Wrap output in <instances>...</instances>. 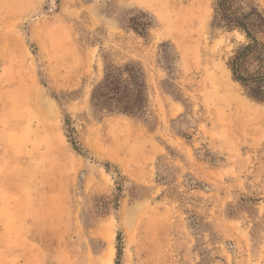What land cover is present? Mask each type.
I'll return each instance as SVG.
<instances>
[{
	"label": "rangeland",
	"instance_id": "1",
	"mask_svg": "<svg viewBox=\"0 0 264 264\" xmlns=\"http://www.w3.org/2000/svg\"><path fill=\"white\" fill-rule=\"evenodd\" d=\"M212 2L0 0V264H264V104ZM124 65L139 116L93 101Z\"/></svg>",
	"mask_w": 264,
	"mask_h": 264
},
{
	"label": "trees",
	"instance_id": "2",
	"mask_svg": "<svg viewBox=\"0 0 264 264\" xmlns=\"http://www.w3.org/2000/svg\"><path fill=\"white\" fill-rule=\"evenodd\" d=\"M211 11L210 30L225 40L230 37L232 49L224 52L223 60L232 82L248 100L264 104V9L252 0H213ZM150 24V18H141L130 28L144 37ZM93 101L96 106L104 104L110 114L130 117L142 114L146 97L139 70L131 65L106 67ZM72 147L77 151L75 145Z\"/></svg>",
	"mask_w": 264,
	"mask_h": 264
},
{
	"label": "crops",
	"instance_id": "3",
	"mask_svg": "<svg viewBox=\"0 0 264 264\" xmlns=\"http://www.w3.org/2000/svg\"><path fill=\"white\" fill-rule=\"evenodd\" d=\"M3 73H4V71H3ZM0 80L2 81L1 78H0ZM9 81L13 82L12 87H11L10 91L8 92V95H10V100L12 101V103L9 107L10 108L9 110H19L24 105L23 98L26 99V90H24L22 88V85L14 84L13 79H9ZM0 91H1V89H0ZM3 110H4V108H3Z\"/></svg>",
	"mask_w": 264,
	"mask_h": 264
}]
</instances>
